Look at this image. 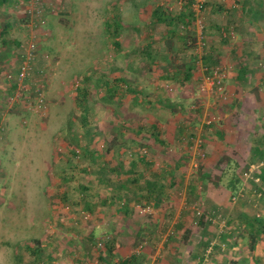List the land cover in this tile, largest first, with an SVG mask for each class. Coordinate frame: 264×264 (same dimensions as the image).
Listing matches in <instances>:
<instances>
[{
    "label": "rangeland",
    "instance_id": "1",
    "mask_svg": "<svg viewBox=\"0 0 264 264\" xmlns=\"http://www.w3.org/2000/svg\"><path fill=\"white\" fill-rule=\"evenodd\" d=\"M16 10L21 28L4 49L0 38V264H116L112 239L116 259L140 253L143 264H197L201 253V264H264V237L240 218L264 220V159L241 174L236 197L232 171L222 177L224 159L251 162L264 135V0H29ZM142 155L146 167L133 168ZM127 176L139 179L129 211L104 206ZM146 180L162 201L147 199ZM205 211L215 212L206 233L196 224Z\"/></svg>",
    "mask_w": 264,
    "mask_h": 264
},
{
    "label": "trees",
    "instance_id": "2",
    "mask_svg": "<svg viewBox=\"0 0 264 264\" xmlns=\"http://www.w3.org/2000/svg\"><path fill=\"white\" fill-rule=\"evenodd\" d=\"M6 1L7 0L0 1V5H3L4 3H6ZM27 1H29V0H27ZM190 2L192 3V0H190ZM167 20L169 21V19H167ZM167 24H168V26L171 27V28H169L171 33L175 32L177 30L176 26L173 25L171 22L170 23L168 22ZM10 27H11V24H6L0 32V38L2 39L1 45H2L3 49L5 48L4 46L7 44V41L5 40V36H6V34L9 33ZM230 34L232 35L233 32H229V35ZM22 61H23V58H22ZM21 64H22V62H21ZM242 73H243V76L247 75L246 70H243ZM262 79L264 80V71L262 73ZM113 81H114L113 84L117 87V88H115V90H119V89L122 90L124 86H125V88L128 86L126 84L125 80L114 79ZM127 91L135 94V91L130 87H127ZM159 131L160 130H156L155 136H156V134L157 135L160 134V133H158ZM256 143L257 144H255L253 146V149H252V155H251L252 161L251 162H248L246 159L241 157V155H239V153H237V152H234L232 155H230V156L226 157V159H224L225 169L223 168L224 170H223L222 177L226 173H230V171H232L231 177H230L229 182L227 184V189L230 190L232 195L235 197L238 195L237 193L239 192L240 186L242 184L241 183V181H242L241 180L242 179L241 174L244 172V170L246 168H248L252 162L253 163L258 162L257 158H260L262 160L264 159V135L261 136L258 140H256ZM109 149L110 148H108L107 150L109 151ZM78 154L79 153L77 150V152H75L74 155L79 157ZM145 157L146 156L142 155L141 157L134 159L132 161V167L133 168H144V167H146L147 162H146ZM95 161H97V160L95 159ZM221 164H223V163H221ZM62 167H65V166H61V168H59L58 166L54 167L55 168L53 170L54 175L56 177H60L59 179H62L61 182L63 181V182H65V184L69 185L70 187L77 188L76 186L69 183V181H70L69 177H70V174H72L71 170L65 169ZM118 168L124 169V164L122 163L120 165V167L116 168L118 170L117 172H120V170ZM116 169L114 171H116ZM130 171H131V168H130ZM256 173L257 174H255L256 175L255 177L259 181V183H257V188H258L257 190L262 193V191L264 190V164H261V166L256 170ZM118 175H121V173H118ZM140 175H141V177L144 176V174H142L141 172H137V176H140ZM207 179H208V177H203L202 183L204 184V183H206V181L208 182ZM138 180L139 179H137L135 177L132 178L131 176H127V179H125L123 181L117 179L118 182L116 184V187L112 188L110 198L100 199L103 202V205L108 206L110 203H114V204L116 203V204L121 205L122 210L125 213H127L129 211V208H130L129 205H130L131 201H134V199L136 198V194H134V191H133L132 187L130 186L131 181H133V182L135 181L136 183H138L139 182ZM145 184H146V193L148 195L147 199H148V197H158L157 201H162V195H163L162 187L160 186L161 187L160 190L157 191L156 190L158 187L157 183H155L153 180H146ZM78 188L81 190L82 189L88 190L86 187L81 188V186H78ZM193 190L195 193H197V187L196 186H194ZM158 192H160V194ZM263 194H264V192H263ZM98 196L99 195H97V197ZM97 197L93 196V198H95V200L97 199ZM88 208L89 209L92 208V205L89 203H88ZM214 216H215V212H212V211L206 212L205 211L199 215V218L196 221V224L198 225V227H200V229H202L206 233L209 225L211 224L212 217H214ZM240 218H242L243 221L248 222L250 225V228L254 229L258 235H261L264 237V220H262L258 216L249 217L246 212H243L240 215ZM222 238H223L222 241H225V237H222ZM211 242L212 241H207V243L204 245L203 251H206L208 249V247L211 245ZM255 243H256V241L253 240L252 245L250 246L251 250H254ZM105 245L107 247L106 249L109 252L111 262L115 261V263L117 262L116 264H143L142 260L145 256H141L140 253L139 254L134 253V254H131L130 256H127L124 258L120 257V258L116 259L117 255L115 254V249H114V246H115V240L114 239L107 241ZM192 255L194 256L195 254L192 253ZM192 255H191V258L193 257ZM196 257H198V258H196ZM195 258L198 261L197 264H201L203 262V260H205L202 253L199 255H196Z\"/></svg>",
    "mask_w": 264,
    "mask_h": 264
},
{
    "label": "built area",
    "instance_id": "3",
    "mask_svg": "<svg viewBox=\"0 0 264 264\" xmlns=\"http://www.w3.org/2000/svg\"><path fill=\"white\" fill-rule=\"evenodd\" d=\"M36 49V43L34 40L29 42L28 44V51L26 52L25 56L23 57L22 64L19 69L18 77L21 79L22 82L27 80L33 71V63L36 60V56H34V51ZM39 91V90H38ZM39 104L40 106L43 105V96L40 92H38Z\"/></svg>",
    "mask_w": 264,
    "mask_h": 264
},
{
    "label": "crops",
    "instance_id": "4",
    "mask_svg": "<svg viewBox=\"0 0 264 264\" xmlns=\"http://www.w3.org/2000/svg\"><path fill=\"white\" fill-rule=\"evenodd\" d=\"M3 1V0H0ZM27 0H7L6 3H4L3 5H0V18L2 21H4V18L8 17V18H13L12 20V27H18L19 29L21 28V20L19 17L15 16V13H17L16 8L18 7L19 4L25 2L26 3ZM14 23V24H13ZM7 24H9L7 22ZM258 257V255L261 254L260 251H258L257 253H255ZM258 261H256L257 263ZM255 263V264H256ZM165 264H171V262H165Z\"/></svg>",
    "mask_w": 264,
    "mask_h": 264
}]
</instances>
